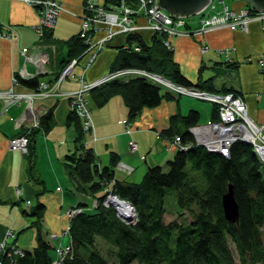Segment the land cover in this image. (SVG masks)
<instances>
[{"label": "trees", "instance_id": "obj_1", "mask_svg": "<svg viewBox=\"0 0 264 264\" xmlns=\"http://www.w3.org/2000/svg\"><path fill=\"white\" fill-rule=\"evenodd\" d=\"M117 0H105L104 5ZM250 6L251 4L248 3ZM251 11L255 9L251 6ZM51 31L45 36L49 37ZM165 35L153 33L146 41L140 33L126 35V43L118 48L110 71L137 67L157 73L166 79L205 88L204 82L193 84L173 60V50L164 44ZM67 55L79 57L86 45L79 33L66 42ZM142 49L137 52L134 44ZM72 59H65L62 69ZM61 71V70H60ZM59 73V72H58ZM28 87L37 88L39 76L20 79ZM144 77L112 79L90 90L97 106L110 97L120 95L133 120L144 107L152 108L163 99L178 95L162 89ZM232 91V90H231ZM230 92V91H227ZM212 119L217 120V107ZM52 112L40 116L41 129L29 135L27 158L34 160L36 131H48ZM169 128L160 132L165 139L180 138L179 148L164 165L150 166L141 181L115 178L118 155L112 153L111 164L100 166L92 147L84 140L82 121L74 111L67 116V125L75 129V148L66 155L68 174L81 193L92 195L94 204L71 216L68 225L70 250L60 264H264V163L250 143L233 142L228 155L215 153L199 144L190 128L198 125L199 114L190 110ZM232 186L239 217L229 222L222 206V196ZM171 193L179 214L189 212L191 220L178 218L166 221L165 203ZM128 201L135 211V220L128 223L118 215L116 207L105 204L108 195ZM44 205L40 201L30 215L36 228V244L13 252L12 242L0 252V264H53L56 246L45 238L41 227ZM31 227V226H28ZM17 247V246H16Z\"/></svg>", "mask_w": 264, "mask_h": 264}, {"label": "crops", "instance_id": "obj_2", "mask_svg": "<svg viewBox=\"0 0 264 264\" xmlns=\"http://www.w3.org/2000/svg\"><path fill=\"white\" fill-rule=\"evenodd\" d=\"M59 1L68 12L60 13L49 37L39 38L34 29L39 21L35 7L20 0H0V29L3 25L13 28L10 38L0 37V90L31 91L33 88L21 83L20 79L36 76L40 81L53 82L62 70L64 58H77L67 55L65 42L80 31L84 0ZM228 6L240 10L250 5L246 0H234ZM201 16L199 14L195 22L186 21L188 29L197 27ZM100 34L97 33L96 37ZM140 34L146 41L152 36L146 30ZM124 43L125 35L114 36L88 68L82 70L78 65L76 74H83L87 81L104 76ZM170 44L173 60L188 80L193 84L204 82L203 89L208 91L240 93L250 117L257 123H264V65L258 62L264 52V20H252L246 32L221 27L198 36L172 37ZM23 48L28 50V57L34 58L37 52H42L46 53L47 60L39 64L26 61L21 53ZM13 77H17L16 83H12ZM79 87L78 79H66L58 93L34 101L33 106L39 113L51 109L52 116L48 131H36L32 135L35 141L32 163L26 153L9 148V139L26 131L30 120L26 103L7 105L0 100V209L13 212L16 208L26 215L21 226L0 219V243L12 242L25 249L35 246L36 237L20 240V236L30 222L31 208L39 201L44 205L42 230L55 235L63 234L69 211L89 210L94 204L93 197L76 189L65 163L66 155L73 151L75 136L74 126L66 123L72 108L71 99L65 93ZM182 97L188 96L163 99L155 107H144L135 119L129 120L120 95H114L104 105L97 106L89 91L85 98L92 128L85 133L84 140L94 149L99 165L111 164L110 156L116 153L115 178L129 182H137L150 166L164 165L174 156L176 149L168 150L167 140L159 133L169 128L172 116L176 115V120H180L190 110H196L204 124L213 120V103ZM127 122L130 123L129 132H126ZM131 141L137 144L134 151L129 150ZM51 215L58 220V226L48 219ZM8 231L12 233L11 237L7 235ZM44 235L47 239V234ZM50 242L56 246L60 241Z\"/></svg>", "mask_w": 264, "mask_h": 264}, {"label": "built area", "instance_id": "obj_3", "mask_svg": "<svg viewBox=\"0 0 264 264\" xmlns=\"http://www.w3.org/2000/svg\"><path fill=\"white\" fill-rule=\"evenodd\" d=\"M28 5L35 7L38 11L39 21L34 28L39 38L44 37L45 33L52 30L61 12L68 10L59 0H20ZM105 0H84L83 15L81 17L79 35L84 40L86 49L77 58L72 59L57 75L53 82L39 81L37 88L28 92H14L12 88L0 90V100L5 104H14L24 101L30 114L29 123L26 131L18 136L9 139V148L27 152L29 135L33 130L41 129L39 113L33 106L34 101L52 97L59 92L61 83L66 79H78L80 87L77 90L66 92L65 95L71 99V108L82 121V128L85 132L92 128L90 110L87 106L85 95L93 88L112 79H129L134 76L144 77L156 84L162 85L166 90L176 94L191 98L205 100L215 104L218 108L217 120H211L206 124H198L190 128V132L196 141L204 145L210 151H218L228 155L231 144L237 140L250 143L254 152L261 162L264 163V123L255 122L249 115L247 104L238 92H212L195 86H185L172 82L165 77L143 68L127 67L107 72L104 76L93 81L84 80L83 74H76L75 68L78 65L82 70L88 68L95 60L96 56L104 49L112 38L118 34L127 35L130 33H140L149 31L152 34L158 33L165 35L164 44L172 48L170 38L182 36H198L221 27H228L231 30L240 29L244 32L248 29V24L252 20H264V10L251 11L250 7L240 10L231 9L223 3L221 8L211 0L206 8L199 13L202 15L199 25L194 29H188L185 17H172L159 5L158 0H117L115 3L104 5ZM141 20L143 22H141ZM12 27L3 25L0 29V37L10 38ZM101 32L98 37L97 33ZM133 49L137 52L142 47L134 44ZM25 60L35 64L47 60L46 53L37 52L36 57H28V50L21 49ZM81 62V63H79ZM258 62L264 65V52L258 58ZM22 73V72H21ZM32 74L31 76H33ZM17 82V77H13L12 83ZM126 132L130 131L127 122ZM204 126V127H203ZM167 140V149L176 145V150L180 147V138L175 136ZM137 144L130 142L129 150L134 151ZM110 197V196H109ZM108 199L105 203H108ZM28 203V202H27ZM109 203H111L109 201ZM73 211H69L72 216ZM68 233V227L66 228ZM8 236L12 235L10 231ZM70 242L60 247V254L55 256L53 264H60L70 250ZM7 242L0 243V250H5ZM13 252L22 255L23 250L12 246ZM59 248H56L58 251ZM55 250V252H56Z\"/></svg>", "mask_w": 264, "mask_h": 264}, {"label": "rangeland", "instance_id": "obj_4", "mask_svg": "<svg viewBox=\"0 0 264 264\" xmlns=\"http://www.w3.org/2000/svg\"><path fill=\"white\" fill-rule=\"evenodd\" d=\"M99 1L102 2V0H99ZM220 1L221 0H213V2L217 4V8H221L222 5H223V3L224 4L231 5L234 0H223V3H219ZM198 15L199 14L190 15L188 17H185V19H186V21H190V22L194 21L195 22L197 20V16ZM194 28H196V27H193V29ZM162 89L164 90L163 87H162ZM182 96H184V95H182ZM182 98H190V97H182ZM192 100H194L196 102H200V103H209V104H211V102H208V101L206 102V101H202V100H199V99H192ZM44 112L45 111H43V113ZM203 121L204 120H199L198 121V124H204ZM75 137H76V134H75L74 139H73V149L72 150H74V148H75ZM176 147L177 146L174 145L173 147H171L170 150H174V149H176ZM65 163L68 164L67 161ZM142 177L137 182L141 181ZM90 196L93 197L92 195H90ZM109 196L110 195H108L106 199H108ZM93 199H94V197H93ZM105 204L108 205L109 204V201H108V203H105ZM114 206H115V204H114ZM115 207H117V206H115ZM165 208H166V217H165V220L166 221L170 220L171 218H175V217L178 218L179 220H182V222H188V221L191 220L189 212L185 211L184 214H179V210L177 209L176 202L174 200V197H172L171 193L168 194V197H167L166 203H165ZM117 209H119V208L117 207ZM32 211H33V208H31V212ZM78 212H80V209H77V210L73 211L72 214H75V213H78ZM24 218L26 219V215L22 214L21 211L19 212L18 209L16 210V208L14 209L13 212H9L8 210L0 209V219H2L4 221L5 220L14 221V222H17L18 225L21 226L22 223L25 222L23 220ZM28 218H30V220H29L30 222L28 223V225L24 226L25 229L22 232V235L20 236V240L29 239V237H31V238H35L36 237V228L35 227H32V222L35 221L37 219V217L34 216V215L33 216L30 215V216H28ZM70 218H71V216L68 215V218H67L68 219V222L66 224V227H65V230H64L63 234L55 235V234H49V233H47V231L46 232L43 231L44 233L47 234L46 237H47L48 241H52L53 243H55V240L56 239L58 241H60V242H58L56 244V248H59L58 251L56 250V252H55V256L56 257H57V254H60L61 253L60 247L65 246L67 244V242L70 241V237H69V235H68V233L66 231V228L69 225ZM48 219H50L54 223V225L58 226V220L56 218H54L53 215H51L50 218H48ZM28 226H31V227H28ZM6 237H8V236H6ZM2 251L3 250H0V252H2ZM133 264H136V263H133Z\"/></svg>", "mask_w": 264, "mask_h": 264}, {"label": "water", "instance_id": "obj_5", "mask_svg": "<svg viewBox=\"0 0 264 264\" xmlns=\"http://www.w3.org/2000/svg\"><path fill=\"white\" fill-rule=\"evenodd\" d=\"M159 5L162 9H164L170 16L172 17H188L190 15L199 14L201 13L206 6L211 2V0H158ZM251 6L256 10H264V0H246ZM202 144V143H201ZM218 153V151H214ZM108 200L114 205L115 202L121 203L122 205L126 204L130 207L132 214L127 215L122 212V210L117 209L118 215L121 219L128 223H133L135 220V212L132 205L125 200L119 199L116 195H110ZM115 201V202H114ZM222 206L224 211L225 218L233 223L238 220L239 213H238V205L235 201L233 195L232 186L229 185L228 190L222 196Z\"/></svg>", "mask_w": 264, "mask_h": 264}, {"label": "bare ground", "instance_id": "obj_6", "mask_svg": "<svg viewBox=\"0 0 264 264\" xmlns=\"http://www.w3.org/2000/svg\"><path fill=\"white\" fill-rule=\"evenodd\" d=\"M232 92H236V91H232ZM215 105V104H214ZM216 106V105H215ZM217 107V106H216ZM217 114H218V108H217ZM204 127V126H203ZM115 202V201H114ZM116 203V205L115 206H117L120 210H122V212L123 213H125V214H129V215H131L132 214V211H131V209H130V207H128L126 204H124V205H122L121 203H117V202H115Z\"/></svg>", "mask_w": 264, "mask_h": 264}]
</instances>
